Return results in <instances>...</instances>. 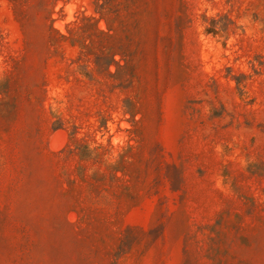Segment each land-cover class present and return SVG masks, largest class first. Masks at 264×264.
Here are the masks:
<instances>
[{
  "label": "rangeland",
  "instance_id": "rangeland-1",
  "mask_svg": "<svg viewBox=\"0 0 264 264\" xmlns=\"http://www.w3.org/2000/svg\"><path fill=\"white\" fill-rule=\"evenodd\" d=\"M0 264H264V0H0Z\"/></svg>",
  "mask_w": 264,
  "mask_h": 264
}]
</instances>
